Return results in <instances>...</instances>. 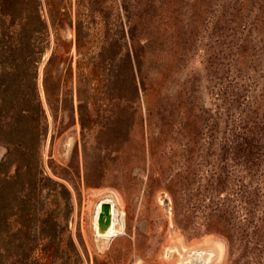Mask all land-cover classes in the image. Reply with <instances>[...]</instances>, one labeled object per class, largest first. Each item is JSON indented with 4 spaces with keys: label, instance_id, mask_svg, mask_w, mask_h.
Wrapping results in <instances>:
<instances>
[{
    "label": "rangeland",
    "instance_id": "374dc122",
    "mask_svg": "<svg viewBox=\"0 0 264 264\" xmlns=\"http://www.w3.org/2000/svg\"><path fill=\"white\" fill-rule=\"evenodd\" d=\"M176 238L264 264V0H0V264H185Z\"/></svg>",
    "mask_w": 264,
    "mask_h": 264
},
{
    "label": "bare ground",
    "instance_id": "6f19581e",
    "mask_svg": "<svg viewBox=\"0 0 264 264\" xmlns=\"http://www.w3.org/2000/svg\"><path fill=\"white\" fill-rule=\"evenodd\" d=\"M94 198L97 201L91 200L89 204L90 210V228L92 234L101 240L107 239L115 232L121 230L119 222L118 207L116 197L110 195L107 198L102 197L100 191L94 192ZM106 202L110 205V225L100 236L97 230V214L101 203ZM177 239V238H176ZM169 248L178 249L180 255L184 258L185 264H211L213 261H220L224 254L223 244L211 238H205L201 243H194L190 246H183L181 241L167 244Z\"/></svg>",
    "mask_w": 264,
    "mask_h": 264
},
{
    "label": "water",
    "instance_id": "95a60500",
    "mask_svg": "<svg viewBox=\"0 0 264 264\" xmlns=\"http://www.w3.org/2000/svg\"><path fill=\"white\" fill-rule=\"evenodd\" d=\"M110 205L103 202L99 206V212L97 214V230L99 234H102L110 225Z\"/></svg>",
    "mask_w": 264,
    "mask_h": 264
}]
</instances>
